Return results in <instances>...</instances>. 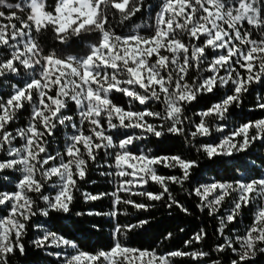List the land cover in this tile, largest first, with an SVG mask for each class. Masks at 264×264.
Here are the masks:
<instances>
[{
    "label": "snow or ice",
    "instance_id": "snow-or-ice-1",
    "mask_svg": "<svg viewBox=\"0 0 264 264\" xmlns=\"http://www.w3.org/2000/svg\"><path fill=\"white\" fill-rule=\"evenodd\" d=\"M143 7V0H53L51 4L49 0H0V81L20 78L10 85V92H0V173L19 174L11 191L0 190V264H9L16 252L26 254L23 238L33 217L71 212L77 180L85 178L89 165L97 163L101 153L110 161L105 166L115 169L107 174L121 180L112 193L113 210L89 215L116 219L121 203L138 210L150 207L122 199L120 192L150 201H161L167 195L169 207L187 213L171 197L168 184L189 180L197 161L180 155H148L144 150L135 153L131 147L149 136L160 139L171 134L188 142L211 136L207 118L225 120L253 84H264V0H161L149 35H119L109 27L110 16L118 15L124 23ZM49 30L62 44L86 34L96 39L86 45L83 55L45 52L37 36ZM220 88L228 92L195 113L198 122L186 114L189 105ZM113 93L126 97L127 107L116 104ZM152 103L161 105V110H153ZM70 106L74 115L68 114ZM257 106L264 109V100ZM25 111L29 114L20 125ZM61 128L71 133L62 150L52 152L51 138ZM121 130L123 138L117 139L114 133ZM215 130L223 132V126L216 125ZM257 140L264 141V118L239 125L218 143L200 144L197 151L209 159L232 156ZM161 165L179 169L181 176L158 174ZM149 183L162 191H134ZM49 188L52 192L45 194ZM194 193L200 199V210L207 209L209 216L219 219L218 233L224 242L215 251L230 250L235 257L230 264H249L264 253V176L213 180L197 186ZM83 195L85 200L96 201L107 193ZM226 202L230 206L225 209ZM245 208L251 209V222L243 233L224 236ZM148 223L138 220L122 225L117 220L111 246L95 253L80 250L54 232L32 243L37 249H74L73 253H51L62 264H173L175 257L199 261L209 255L179 250L161 254L121 243V235ZM206 235L201 229L185 243L199 242Z\"/></svg>",
    "mask_w": 264,
    "mask_h": 264
},
{
    "label": "trees",
    "instance_id": "trees-1",
    "mask_svg": "<svg viewBox=\"0 0 264 264\" xmlns=\"http://www.w3.org/2000/svg\"><path fill=\"white\" fill-rule=\"evenodd\" d=\"M8 3H21L23 0H7ZM53 0H49L51 4ZM144 7L130 21L120 22V18L110 16L109 27L116 34L128 35L140 32L142 35H149L152 31L151 25L155 21V12L159 11L161 0H143ZM24 15V13H20ZM139 26V27H137ZM256 38L259 35L256 34ZM96 36L86 34L81 37H72L67 44L60 43L51 30L37 36L40 46L45 52L52 50L63 55H83L87 51L86 45L94 42ZM193 75H196L193 73ZM20 78H13L8 81H0V92L11 91L10 85L16 83ZM228 92L227 88L217 89L214 93L203 95L197 102L188 106L187 115L198 122L199 117L195 113L203 111L217 102ZM113 100L116 104L127 107V98L120 93H113ZM264 100V84H253L249 92L242 97L239 107L233 105L223 121L215 117H209L208 123L212 126V135L208 137H197L196 140L186 141L183 136L166 134L165 137L157 139L149 136L145 140H138L131 147V151L139 153L144 150L148 155H180L185 159L197 161V167L192 169L191 178L181 183H169L171 197L188 209L185 213L179 207H169L170 200L167 195L161 201H150L140 195H130L127 192L118 193L122 199H131L137 203L150 205L147 210H138L129 204H119L117 207L121 213L114 219L108 215H89L88 213H109L113 210L114 196L120 177L109 175L114 168L105 166L110 162L103 153L98 157L97 163H91L83 180H77V189L74 191V201L70 213L51 212L48 217L36 216L29 222L27 234L23 238L26 254L16 252L9 257V264H59V258H54L51 253L58 250L48 247L37 249L32 241L44 233L54 232L66 239L73 241L80 250L95 253L100 250H107L113 242V226L117 222L126 225L137 223L138 220H148L144 227H138L134 231L120 236V241L129 247L137 249H150L158 253L171 251L183 252H206L208 256L194 261L191 257L182 256L173 258V264H213L219 261L220 264H230L234 255L230 250L217 252L215 248L224 242V237L218 233L219 219L208 215L207 209L200 210L198 206L200 199L194 193V189L202 183L216 181H233L238 178H259L264 176V141L257 140L246 151L234 153L232 156H219L209 159L202 151H197L200 144L218 143L219 140L235 130L236 127L249 121H256L264 118V109L259 108L258 103ZM153 110H161L162 106L156 103L149 105ZM139 107V106H137ZM28 112L21 114L19 124L26 122ZM68 114L74 115L73 106H70ZM151 119V118H149ZM159 123V121H153ZM216 125L223 126V132L215 130ZM70 129H59L51 138L50 151L54 152L64 146L66 136ZM138 131V130H137ZM117 139L123 138V130L114 133ZM239 139V138H237ZM150 150V151H149ZM2 155V154H0ZM158 174L162 176H181L179 169L157 166ZM103 173V174H102ZM18 173L7 170L0 173V177L7 176L8 179H0V190L11 191L14 187V180ZM134 191H149L158 193L162 191L159 185L149 183L144 187L134 188ZM49 188L45 194L51 193ZM84 193L93 195L107 193L103 198L96 201L85 200ZM54 194V193H52ZM43 207V202L38 201ZM83 213V215H77ZM126 213V214H124ZM251 222V209L245 208L241 219L229 224L225 229L224 236L241 234L246 225ZM203 229L207 235L199 242L191 244L185 242L191 240L194 235ZM234 230V231H233ZM171 233L169 237L168 234ZM75 250H69L72 253ZM249 264H264V253H258Z\"/></svg>",
    "mask_w": 264,
    "mask_h": 264
},
{
    "label": "rangeland",
    "instance_id": "rangeland-1",
    "mask_svg": "<svg viewBox=\"0 0 264 264\" xmlns=\"http://www.w3.org/2000/svg\"><path fill=\"white\" fill-rule=\"evenodd\" d=\"M4 10H6V9H4ZM71 133V130H69L68 131V135ZM67 137V136H66ZM230 205H229V203L228 202H226L225 203V205H224V208L226 209V208H228ZM223 211V210H222ZM243 215V214H242ZM242 217V216H241ZM241 217H240V219H241ZM45 234V233H44ZM43 234V235H44ZM51 248H54V249H56V250H58V251H56V252H60V251H63V252H65V253H69V250H72V248H70V247H64V246H61V248H55V247H51ZM72 253H73V251H72ZM52 256L54 257V258H58V257H56L55 255H53L52 254ZM59 264H62V259L61 258H59Z\"/></svg>",
    "mask_w": 264,
    "mask_h": 264
}]
</instances>
